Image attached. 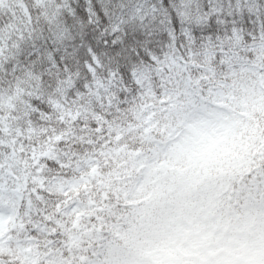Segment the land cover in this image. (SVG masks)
I'll return each mask as SVG.
<instances>
[{
  "label": "snow or ice",
  "instance_id": "1",
  "mask_svg": "<svg viewBox=\"0 0 264 264\" xmlns=\"http://www.w3.org/2000/svg\"><path fill=\"white\" fill-rule=\"evenodd\" d=\"M0 264H264V0H0Z\"/></svg>",
  "mask_w": 264,
  "mask_h": 264
},
{
  "label": "trees",
  "instance_id": "2",
  "mask_svg": "<svg viewBox=\"0 0 264 264\" xmlns=\"http://www.w3.org/2000/svg\"><path fill=\"white\" fill-rule=\"evenodd\" d=\"M260 110L259 107L255 109V111ZM246 147L247 137L245 130L243 128L238 132L229 130L215 141L213 146L205 152L203 158L210 168L227 165L231 159L237 157Z\"/></svg>",
  "mask_w": 264,
  "mask_h": 264
},
{
  "label": "rangeland",
  "instance_id": "3",
  "mask_svg": "<svg viewBox=\"0 0 264 264\" xmlns=\"http://www.w3.org/2000/svg\"><path fill=\"white\" fill-rule=\"evenodd\" d=\"M216 139H217V138H216ZM216 139H215V140H216ZM215 140H212V141L209 143V145H208V146L202 151V153H203L205 150L207 151V150H208L207 148H210V147L212 146V144L214 143ZM202 153H201V154H202Z\"/></svg>",
  "mask_w": 264,
  "mask_h": 264
}]
</instances>
